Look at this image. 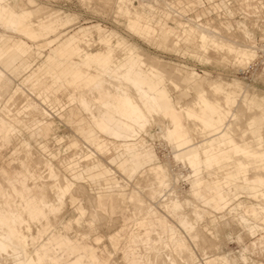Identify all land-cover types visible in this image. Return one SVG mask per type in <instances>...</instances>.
I'll list each match as a JSON object with an SVG mask.
<instances>
[{
  "label": "bare ground",
  "instance_id": "bare-ground-1",
  "mask_svg": "<svg viewBox=\"0 0 264 264\" xmlns=\"http://www.w3.org/2000/svg\"><path fill=\"white\" fill-rule=\"evenodd\" d=\"M87 1H96L104 8L114 4L130 30L141 27L139 31L147 41L155 37L149 16L154 0ZM23 2L0 0V91L9 86L6 81L10 78L17 82L1 108L0 142L11 139L15 134L23 136L15 123L30 125L56 118L58 114L46 112L39 100L32 97L36 93L50 96L53 103L59 101V94L74 93L72 100L75 107L72 110L86 116L88 134L97 133L122 147L117 156L108 161L94 155L88 164L96 165L101 170L108 168L116 176L118 171L115 168H119L125 159H130L137 167L144 166V159L135 149L140 134L147 126H154L160 118L169 117L171 122L155 135L168 144L173 163L187 170L186 175L181 173L184 169L178 170L177 175L189 184V192L194 193L206 209L232 215L234 222L244 228L248 236L262 235L264 94L260 97L251 95V90L236 78L232 82L202 84L201 89L190 96L179 84L149 64L141 51L132 48L123 50L124 44L111 35L90 40L77 36L58 40V34L70 27L73 20L39 26L38 17L25 5L26 1L25 4ZM160 2L167 11V20L180 11L175 0ZM205 25V21H202V25L196 26L199 31L198 51L213 46L222 50L231 61L244 65V59L236 55V42ZM97 29L90 28L87 33L94 34ZM231 31L230 25L222 27V32ZM87 41H96L95 50ZM45 52H48L47 55ZM261 52L264 53V49ZM20 96L25 98L20 104L28 110L15 122L11 110ZM173 97L176 98L175 102ZM72 110L67 114L71 115ZM10 118L14 121L11 122ZM75 137L67 138L69 142L80 144ZM23 147L25 156L22 165L31 173L36 166L27 163V157L32 153L26 139ZM38 165H42L41 159ZM223 166L226 168L222 169ZM209 172L211 174L204 176ZM50 173L53 178L60 176L56 168H50ZM164 173L165 179L169 182L173 180L175 174L171 176L165 169ZM231 174H236L234 182L238 188L251 190V197L261 199L251 203L246 211L241 208V203H237L236 189L224 180ZM10 185L16 197L12 202V193L4 191L0 185V264L58 263L62 255H59L57 246L40 253L36 249L31 250V242L45 219L54 220V213L67 207L69 193L86 196V188L63 177L60 185H52L46 191L42 210L29 199V185ZM171 186L173 188L168 187L157 195L155 207L164 211L169 208L168 213L175 216L177 210L186 206V202H179L178 193L171 194L175 185ZM95 206V201L90 198L80 208L81 214L85 211L89 213L91 219H88L92 223L105 219L95 211ZM202 217L195 209L193 214L177 218L178 228L197 253L199 250L204 256L202 261L194 258L181 232L171 226L163 228L161 221L156 223L157 230L148 238L150 243L146 250L140 252L141 260L136 262L131 258V261L133 264H205L204 261L209 258L207 249L216 248L218 243L201 226ZM164 223L168 224L166 221ZM86 237L91 239V234L87 233ZM53 251L58 253L57 257L49 254ZM128 254L131 256L132 253ZM240 256L245 261L243 254ZM227 260L229 262L225 258ZM225 261L223 264L227 263ZM115 264L126 263L115 261Z\"/></svg>",
  "mask_w": 264,
  "mask_h": 264
},
{
  "label": "rangeland",
  "instance_id": "rangeland-1",
  "mask_svg": "<svg viewBox=\"0 0 264 264\" xmlns=\"http://www.w3.org/2000/svg\"><path fill=\"white\" fill-rule=\"evenodd\" d=\"M23 1H26V4L24 2L23 3L30 7V9L33 10L35 15L38 17L39 26H42L48 22L60 23L66 19L73 20V23L70 27L58 34V40L60 41L77 36L76 32L78 31L88 32L90 28H98V31H95L94 33L101 31L109 34L116 31L119 32L131 42L139 46V48L144 51L147 57L156 58L161 62V64L167 65L162 69H159L153 63L148 62L153 67L158 69L166 78L172 79L177 84H179L186 92L189 93L190 96L194 92L199 91L202 84L220 81L232 82V80L236 78L238 81L242 82L249 91L251 90V95L260 97L264 94V57L262 58L264 53L261 52V49H264V0H182L180 2L181 5H183L181 11L172 15L168 20L165 17L167 14L165 7L161 4L160 0H154V3L151 5L152 11L149 16L153 22V27L156 34L155 37L149 41H147L139 31L141 27L138 30H130L128 28L127 23L124 22L126 20H124L118 14L117 8L114 4H112L110 7L108 6V8H104L100 7L96 1L87 0ZM176 4L178 5L177 2ZM178 7L180 6L178 5ZM157 9L163 11V13H160V11ZM158 15L161 16V21L156 20ZM195 19H202L205 21L206 28L221 34V36L229 38L230 41L236 42L238 47L236 55L244 59L245 64L238 65L237 62L234 60L231 61V58L229 59L227 56H225L222 50L213 46H208L210 48H206L204 51H198L199 47L197 37L199 35V31L196 29V26L202 25V21L199 23L197 20L194 21ZM173 21H176L177 23L174 24ZM226 25L231 26V32H222V27H226ZM126 28L130 32L139 36L143 41L131 35ZM165 29L167 30V33L169 31L173 33L172 30H174V33H176V35H174L172 38L167 39L164 37L163 42L168 44L169 47H163L159 42V33ZM88 34L91 35V33ZM111 36L124 44L123 50L132 48L143 53L141 49H138L130 44L127 39L121 38L115 34ZM77 37L81 38L79 36ZM84 39H86V37H84ZM95 43L96 41H87V44L91 46L92 50H95L96 48ZM78 47L81 49V46ZM47 53L48 52H45L44 54L47 55ZM33 57L35 58L34 55ZM38 61L42 62L44 59H39ZM60 73L61 70L59 71V74ZM29 93L31 95L33 94L31 91H29ZM73 94L74 93L68 94L65 92L64 95L62 94L59 96V101L57 103H53V99L48 95L43 96L36 93L32 97L39 100L41 106L44 107L45 105L47 110L55 112L54 114L59 113L58 118L63 120L64 112H70V109H74L75 107V104L72 100ZM22 98L25 99L22 96L17 98V103L13 109V112H18L19 116L28 110L27 107H23L20 104L21 101H23ZM175 100L176 98L173 97V102H175ZM44 102L46 104H44ZM66 115L67 118L70 119L68 120V127L59 124L57 133L59 135H63L64 137L73 136V131L75 128L71 126L73 125L74 117L72 114L70 115V113H66ZM84 119L87 121L86 116H84ZM15 122H17V120H15ZM170 122L171 121L169 117L160 118L155 122L154 126H147L145 131L140 134V139L142 140L139 139L137 142L139 143L140 141L143 145L145 149L144 151H146V153L144 152L145 157H147L150 161H155L158 165H164L163 168L160 169H163V171L164 169L167 170L171 176L175 174L173 175V178L170 176L173 179L172 181L169 182L163 175L160 183L158 184L157 180L154 178L146 179L137 175L132 179H128L126 176L116 173L118 181L122 184L128 185L126 187L127 191H139L140 195L142 196L141 201L143 206H141L142 211L140 217H145V214L148 211H151L153 214L152 218H154L156 222H164V220H168L171 224L177 226V218L179 216L190 213L193 214L196 209L203 215L200 221L201 226L206 229V233L213 239H216L218 243L216 248L207 249V256H209V258L204 261L205 264H223L225 258L229 259V262L228 260L225 261L227 262L226 264H264V231L262 232V235H257L255 237L248 236L247 231L234 222L232 215H226L224 212L206 209V207L199 203L194 193L189 192V184L178 178V170L180 171L184 169L181 171V173L185 175L187 170L173 163L168 144L164 143L160 139L159 135H155L157 132H162L166 125H168ZM66 140L67 139L65 138L64 141ZM31 145L33 148L38 149V146L34 141H31ZM64 145H66V143H62L60 145L50 139L48 141V145L45 146V149L47 150L49 147L51 150H55ZM3 147L0 146V149L2 148L0 150V164H8L10 165L11 169L14 170V167L17 165L16 163L19 159V154L24 153L23 146L20 140L15 138L10 145L4 148ZM90 150L92 151L88 144L80 141L76 156L88 153ZM117 154L115 156H117ZM109 155L110 154H107L103 157V159L106 160ZM22 156L21 160L24 158L25 154ZM30 157L33 159L31 164L36 166L32 168L36 172V175L32 177L29 176L27 178V185L35 189L42 184L48 189L49 186L55 185L59 182L58 179L53 178L54 176L51 175L47 166H37L36 164L37 161L42 157H47V153L43 155L40 154V152L33 151ZM62 157L64 158L65 163L74 156L72 152H68L67 154L62 155ZM54 163L57 170L60 171L61 174H64L60 170V168L62 169L64 163L62 166L56 160ZM20 167L21 166L19 165L18 171H20ZM221 168L225 169L226 166ZM209 174L211 173H205L204 176H208ZM64 175L68 176L69 174L66 173ZM235 176L236 174H231L226 176L224 180L227 181L230 186L236 189L234 193H236V197L239 198L237 203H241V208L246 211L250 207L251 203L258 202L261 199L251 197V190H243L238 188L234 182L236 179ZM3 177L6 181V185L0 181L1 186L5 190H10L11 185L9 184L8 180L13 178V176H7L4 173ZM152 181L154 182L155 189L151 193V185H153ZM162 182H165L166 185H161ZM172 184L175 185V189L171 192V194L173 192L176 194L178 193L177 195L179 196V202H186V206H183V208L181 207L180 210H177V214H175V216H171L168 213L169 208L164 211L155 207V204L157 205V195L168 187L173 188V186H171ZM86 187L89 189V191L91 188H94L93 186ZM92 191L95 190L93 189ZM72 202H74V207L79 209L82 201ZM118 204L120 208L116 209L115 216L109 218L107 222V224L111 226L110 230H115V233L121 230L123 232L132 231L135 226L133 225L132 221L128 220V217H130L135 212L134 205L132 203H128L127 207L125 208L124 205H121V202H118ZM74 207H68L67 205V207L61 210V212L59 211L54 213L57 218L56 220L50 221V223L53 225L55 224L57 228L58 225H63L61 229H64V231L61 232V234L64 235L62 236L69 245L72 239L81 238V236H86L87 233L93 235L91 232H89V225L93 224L88 219H91L89 213L84 214L82 218L78 215L77 210L73 209ZM115 217H119L121 221H114ZM105 223L106 221L103 219L93 224L98 228L97 234H99L98 236H100L101 240L100 242H97V240L94 239L91 243L98 250H109V259L110 262H113L112 264H114L115 261L121 262L123 258L122 248L125 241L121 240L118 246L114 248L111 247L106 239V228L102 227L105 225ZM77 224H85L87 231H83V227L81 228V226H76ZM43 234L44 233L41 232L35 235V239L31 243V250L37 249L32 247V244L35 240L41 238ZM47 234L52 236H55L56 234L60 235L59 232L56 233L53 231ZM138 248L143 250L142 245H139ZM195 252L196 260L202 261L204 256L202 257L199 250L198 253L197 251ZM240 254H243L245 261L242 260ZM135 260H137V258H135Z\"/></svg>",
  "mask_w": 264,
  "mask_h": 264
},
{
  "label": "crops",
  "instance_id": "crops-1",
  "mask_svg": "<svg viewBox=\"0 0 264 264\" xmlns=\"http://www.w3.org/2000/svg\"><path fill=\"white\" fill-rule=\"evenodd\" d=\"M181 1L182 0H176L178 5L180 6V7H178L180 9V11L183 8V5H181V3H180ZM158 11H160V13H163V11H161V10H158ZM156 20L161 21V16L158 15L156 17ZM195 20H197V19H195ZM201 21H203V20L202 19L197 20V22H201ZM173 23L175 24L177 22L173 21ZM172 31H173V34H168L166 29L159 33V42L163 47L164 46L169 47L168 44L163 42L164 37L168 39V38H172L174 35H176V33H174V30H172ZM128 32L131 35L141 39L139 36L135 35L134 33L130 32L129 30H128ZM76 34H77V36H79L81 38L86 37V39H89V40L94 39L95 37L98 38L100 36L110 37V35H113V34L118 35L121 38L127 39L126 37H124L122 34H120L117 31L114 33H110V34L104 32V31H101V32H97V33H94L91 35L88 34L87 31H78V32H76ZM127 41H129V43L132 44L134 47L141 49V48H139V46H137L135 43L131 42L129 39H127ZM171 48H173V47H171ZM143 54H144V57L147 61L153 63L159 69H162L164 66H167L165 64L164 65L161 64V62L158 61L156 58L147 57L145 55L144 51H143ZM6 82L9 84V86L4 91H0V104H1L0 112H1V108H3L2 106L8 101L9 97L11 96L12 90L14 89V86L17 83L16 81H14L11 78L9 81L7 80ZM60 95H62V94H59V96ZM44 104H46V103L44 102ZM44 110L46 112H51V111L47 110L45 105H44ZM71 110L72 109H70V112H71ZM66 113H67V111L64 112L63 120L58 118V116H59V113H58L56 118H53L52 120L47 121V122L34 123V124H30V125H19L18 123H15L16 126L19 127L20 130L22 131L23 136L15 134L12 136L11 139L6 140L4 142H0V146L6 147V146L10 145L15 138L19 139L22 146H23L24 140L26 139L28 146H29V150L31 153L33 151L40 152V154H43V155H45L47 153V157H42L41 160H42V165L47 166L49 171H50V168H54V169L56 168L55 163H54L55 160L59 164H61V166H62V164L64 163V158L62 157V155H65L68 152H72L74 157H71L69 160H67V162H65L63 164L62 169L56 164L64 174L68 173L69 175L67 176V175L61 174V172L58 171L60 176L56 179H58L59 182L55 185H60L61 179L64 177L67 180L72 181L75 184H79V185L84 186L86 188V194L87 195L83 196V195H76L73 193H69L67 198L69 200L70 205L68 203V207L69 206L74 207V202H72V201H82L79 209H76L75 207L73 208V209L77 210L78 215L80 217H82L84 214L87 213V211H85V213L81 214L80 208L86 203V201L88 199L93 198V200L96 203V206L94 208L95 211L100 213V215H102L105 218L106 223L102 227L106 228V232H105L106 233V239L109 242L110 246L114 248V247L118 246V244L121 240H124L125 242H124V246L122 248V252H123L122 262H125L126 264H133V262L131 261L132 260L131 258H133L134 260H135V258H137V260H135V261L139 262L141 260L140 252H143L146 250V248L148 247V245L150 243V240L148 238L150 236H152L154 231L157 230L156 229V225H157L156 223L157 222L154 218H152V216H153L152 212L148 211L145 214V217H140L141 211H142L141 206H143V203L141 201L142 196L140 195L139 191H134V190L127 191L126 187L128 185L120 183L118 181L117 176H115L114 173L112 171H110L108 168H104L101 170L96 165H92V164L89 165L88 164L89 159H91L94 155H98L99 157H101L103 159L104 156H106L107 154H110L106 158V161H108L109 159L113 158L117 153H119L121 151L122 147L120 146L119 143H117L111 139H108L102 135L99 136V134H97V133L94 135H89L88 131H86L87 125L85 124L86 121L84 119V116L80 115L78 113V111L75 110L72 112V115L75 119V120L73 119V122H76L74 125L71 126V127L75 128V130L73 131V133H74L73 137L76 136L75 138H77L79 140V142L80 141L85 142L92 149V151L90 150L91 152L88 151V153H85V154L80 155V156H76V153H77V150L79 149L80 144L73 142V141L69 142V139L67 137H64L63 135H59L57 133V129L59 127V124H62V125H65L66 127H68V123H69L68 120H70V119L67 118ZM18 116H19L18 112H13V110H11V117L12 118H15V120H17ZM12 118H10L11 122L14 121ZM81 120H83V121H81ZM25 131H29V132H25ZM25 133H26V136H25ZM65 138L68 139V141L67 140L64 141ZM50 139L53 140L57 144L61 145L62 143H66V145H64L62 147L60 146L59 148H57L55 150H51L48 147L49 149L47 148V150H46L45 146L48 145V141ZM140 140H142V139H140ZM31 141H34L37 144L38 149H35L32 147ZM136 144H137L135 147L136 151L141 155L140 157H142L144 159V161L146 162L144 164V166L137 167V165L134 164L133 161H131L130 159H125L121 163V166L119 168L117 167L115 169L118 171L119 174L126 176L128 179H132L138 175V176H140L142 178H146V179L154 178L155 180H157V182L159 184L163 175L165 177V173H164L163 169H160V168H163L164 165H158L155 161H150L147 157L144 156V152H145L144 150L145 149H144L143 145L141 144V142L139 141V143L137 142ZM23 150H24V147H23ZM21 154H19V159L16 163L17 165L14 167L15 168L14 170H12L10 165H8V164H6V165L0 164V176H1L0 181L4 185H6V181L3 177L4 173L7 176H13V178H10L8 180L9 184L10 183H18L21 185L27 184L26 180L29 176L32 177V176L36 175V172L34 171V169L32 170L31 173L27 172L26 168L22 165ZM32 160L33 159L30 156L27 157V163L28 164H31ZM20 162H21V164H20ZM19 165L21 166L20 171H18ZM130 172H131V174H130ZM59 178H61V179H59ZM152 184L153 185H151V193L155 189V185H154L153 181H152ZM163 184H164V182L161 183V185H163ZM86 186H89V187L93 186L94 188H91V189L92 190L94 189L95 191H92L91 189L89 191V189ZM49 188H50V186H49ZM48 189L44 185L41 184L35 189L30 187V190H29V199L31 201L35 202L37 207L42 209V210L44 209V204L42 201H43V199L46 195V191ZM3 190L9 191L12 193L10 202H12L13 199H16V197H14L15 195H13L12 188L10 190H5L3 188ZM25 192H27L26 189H25ZM83 202H84V204H83ZM118 202H121V205H124L125 208L127 207L128 203H132L134 205L135 212L130 217H128V220L132 221L133 225L135 226V228L132 231L123 232L121 230V231H118L117 233H115V230L114 231L110 230L111 226L107 224L108 219L115 216L116 209L120 208ZM56 219L57 218L54 215V220H56ZM116 219H119V222L121 221V219L119 217H115L114 221H116ZM50 221L51 220L45 219L44 222L41 224L40 228L37 231V234H39L41 232L44 234L41 236V238H39L38 240H35L33 242L32 247L37 248L36 250H38L40 253H45V250L52 249L53 247L57 246L59 248L58 253H59V255L60 254L62 255V258L59 260L58 263L51 262V264H112L113 263V262H110V259H109V257H110L109 250H107V249L98 250L91 243L92 240H94V239L97 240V242H100V240H101L100 236H98L99 234H97L98 228L93 225L94 223L89 225V227H90L89 232H91L93 234V235H91V239L87 238L86 236H81V238L72 239V241H70L71 243L69 245L64 240V237H63L64 235L61 234V232L64 231V229H61L63 225H58V228H57L56 225L51 224ZM164 221L168 222V224L161 222V226L163 228L166 229V228H168V226H171L174 229L181 232V230L178 228V226H174L168 220H164ZM76 226H81V228L83 227V229H82L83 231H87V229L85 228V224H80V225L77 224ZM68 230H70V229H68ZM52 231L56 232V233L59 232L60 235L56 234L55 236L54 235L52 236L50 234H47V233H51ZM181 234H182V237L184 238V240L186 242V245L188 246V248L190 250H192L193 256L196 259V256H195L196 250L194 249V246L192 245L191 242H189L188 238L186 237V235L183 232H181ZM139 245L143 246V250L138 248ZM130 252L132 253L131 256L128 254ZM56 253L57 252L53 251L49 254L56 257V255H58V253L57 254ZM71 261H73V262H71ZM114 264H115V262H114Z\"/></svg>",
  "mask_w": 264,
  "mask_h": 264
}]
</instances>
